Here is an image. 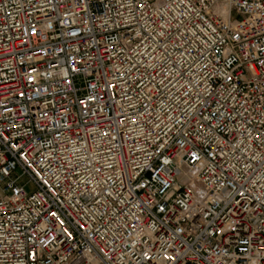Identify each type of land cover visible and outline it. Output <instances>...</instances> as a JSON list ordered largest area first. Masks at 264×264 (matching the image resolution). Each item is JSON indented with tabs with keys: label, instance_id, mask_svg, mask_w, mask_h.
<instances>
[{
	"label": "built area",
	"instance_id": "obj_1",
	"mask_svg": "<svg viewBox=\"0 0 264 264\" xmlns=\"http://www.w3.org/2000/svg\"><path fill=\"white\" fill-rule=\"evenodd\" d=\"M0 264H264V0H0Z\"/></svg>",
	"mask_w": 264,
	"mask_h": 264
}]
</instances>
